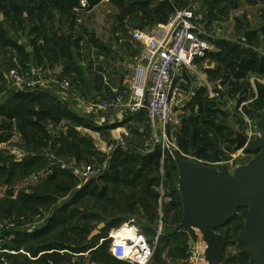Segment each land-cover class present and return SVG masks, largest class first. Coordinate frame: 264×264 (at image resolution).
<instances>
[{
	"label": "trees",
	"instance_id": "trees-1",
	"mask_svg": "<svg viewBox=\"0 0 264 264\" xmlns=\"http://www.w3.org/2000/svg\"><path fill=\"white\" fill-rule=\"evenodd\" d=\"M195 1L0 0V19L3 16L5 21V23L0 21V48L13 49L22 59L32 55L36 68L43 70L51 66L55 71V68L64 66V71L57 75L58 78H62L68 72L74 75L79 83H83V75L75 64L74 51L80 53L85 47L102 54L110 53L109 46L103 43L95 32H90L80 23L83 15L92 12L103 2H108L117 10L113 16L112 28L118 35L120 31L127 33L129 28H134V22L136 23L134 29L138 27L145 31L159 25H167L176 9L189 7ZM205 1L221 4L229 0ZM5 24L13 34L28 36L32 53H27V48L9 37ZM263 32L264 28L260 31H248L236 41L222 36L217 37L215 34L216 38L211 41L216 51H210L205 59L197 60L196 64L208 62L209 65H214L207 68L205 73L208 81L215 87L212 90L213 97L206 87L200 86L194 90L193 100L188 106L191 113L183 116L175 134L176 145L183 155L191 156L209 165L222 161V154L226 153L222 152V145H235L236 151L241 150L237 146L233 130L224 123V120H229V114L224 109V99L226 97L232 100L237 113L244 106L251 118L260 117L264 110V85L259 82L264 80V57L254 49L264 47ZM252 77L258 79L255 87L251 84ZM99 78L103 80L104 77ZM90 93L91 91L88 90V94ZM142 113L146 118L145 112L140 114ZM64 124H68L67 134H61L54 139L49 128H59ZM76 127L102 132L101 128L94 127L86 119L74 114L66 103L54 97L49 91L12 89L8 92V99L0 104V163L2 164L0 178H4L5 184L10 185L19 170L28 178H31L35 170H40L44 177L39 185L30 187L33 188L31 192H28L30 188L27 187L15 200L13 199L15 191L10 189L7 193L8 197L0 202V209H7L0 214V218L6 220L8 223L6 228H9L1 231L0 254L9 264H71L75 255L87 252L94 254V251L102 246L101 240L108 236L105 234L108 231L104 230L107 227L117 228L120 224L118 222L106 224L99 236L89 240L91 233L98 227H93L91 223L98 221L97 225H100L104 220L96 216H83L80 209L73 210V208L87 198L104 201L109 193L110 184L124 183L130 187L131 182L135 184L146 178L148 186L154 185V175L159 171L160 160L143 162L137 157L130 158L124 148L120 147L115 150L105 176L99 177L98 180L95 178L88 180L74 194L71 202L60 204L70 191L79 187L78 177L67 170L64 171L56 164H51L47 155L57 143H61V151L72 156L73 161L78 165L85 155L81 149L85 137L82 132L76 131ZM13 140L21 143L22 154H29V158L20 161L11 150L2 148ZM41 150L47 152H40ZM244 153L253 155L247 150H244ZM140 163L141 167H139ZM170 166L174 173L168 174L171 183L169 195L178 196L177 202H172V206H176L182 212L175 184L176 168L171 163ZM119 168H124V173L116 172ZM61 177L66 179L59 183ZM122 178L123 182H120ZM114 180L117 182L114 183ZM101 182L106 183L107 186H101ZM54 183L55 186H51ZM49 188L51 190H48ZM25 210H32L36 215L34 218L46 219L45 224L34 231H20L19 228L23 226L21 220L26 218ZM14 212H17V215ZM54 233L56 237L54 236L55 240L52 241L50 238ZM171 235L175 234L172 232ZM240 249L243 260L254 264L244 250L242 240ZM12 252H16L17 255ZM21 255H24L23 260ZM110 257L115 260L111 255Z\"/></svg>",
	"mask_w": 264,
	"mask_h": 264
},
{
	"label": "rangeland",
	"instance_id": "rangeland-1",
	"mask_svg": "<svg viewBox=\"0 0 264 264\" xmlns=\"http://www.w3.org/2000/svg\"><path fill=\"white\" fill-rule=\"evenodd\" d=\"M196 1L200 4L196 8V13L200 16L202 24L207 27L208 33L212 35L220 32L225 38L236 41L240 36H243L245 32L254 30L260 31L264 28V0H229L221 4H213L205 0ZM116 13L117 10L113 6L104 2L95 11L83 15L80 20V23L88 28L90 32H95L97 34L101 28L98 21L104 18L102 34L99 37L102 42L110 48L109 54H102L96 50L87 49L85 47L82 48L80 53L74 51L75 64L83 75L84 82L79 83L77 78L74 75L68 74V72L62 77V79L71 83L73 92L78 99L81 97L85 99L84 101L87 102L86 107H89L91 103L97 100L104 99V96L107 95L105 94L107 91L105 81L107 80L111 87L114 83L113 80L112 83L109 82L108 74L114 76L115 74L125 72L127 69L134 72L137 55L140 54L142 49V44H138V41L134 38V33L145 29H138V27L134 29L136 26L134 22V28H129L127 33L120 31L117 35L112 28L114 24L113 16ZM1 22L5 23L4 19L1 20ZM5 29L11 39L23 47L29 48L27 35L19 36L13 34L6 24ZM146 30H152V28ZM261 47L264 48L263 46ZM30 53H32V51ZM121 63L124 64V66L120 65ZM208 66V63H204L200 65V70L201 68L206 69ZM12 68H18L22 73L30 72L34 74L36 72L35 59L32 55L27 59H22L15 50L0 48V104L7 99L8 92L13 89L12 82L7 77V71ZM51 75H55L51 66L42 71V78L44 80H47ZM101 76L107 78L105 81L103 78L104 84L102 78H99ZM257 81L258 79L255 77L251 78V84L254 87ZM259 82L262 86L264 85V80H260ZM88 90H91L96 97L88 94ZM193 94L194 91L189 92L188 97L183 100V104L175 107L173 123L170 128L171 139H175V134L180 127L183 116H187L191 113L188 106L193 100ZM224 100V109L229 114V120H224V123L231 129L232 126L236 127L248 136V124L246 119L251 121L252 127H255L258 118H251L244 106H242L237 113L232 100L226 97ZM79 113L83 114L81 111ZM134 119L133 124L130 125L124 133H118L113 139L102 134H92L91 130L76 127V131L82 132L81 134L85 137L81 145V149L85 155L78 165H76V161H73L72 156L67 155V152L61 151V143H57L56 147L52 148L49 155H47L48 158H46L50 160L51 164H56L64 171L67 170L77 176L79 182V187L70 191L67 196L61 200L60 204L64 205L65 203L71 202L74 194L79 190L81 185L86 183L85 179L90 177V175H88V177L84 176V174L88 173L89 169H91L92 172H96L100 169L101 173L98 177H95L97 180L99 177L105 176V173H108L114 152L117 148H124L130 158H135L137 155L147 152L149 148V128L147 120L144 113L136 116ZM67 125L68 124H64L59 128L50 127L49 130L53 138L56 139L61 136V134H67ZM255 137L256 135H252L251 139ZM2 148L7 149V151L11 150L20 161L29 158V154H22L23 147L18 140H13L10 144L2 146ZM221 149L222 152L226 153L222 154V161L217 163H227L231 170L247 164L254 157V154H246L242 149L236 151L235 145H222ZM104 151L106 152L105 154L103 153ZM40 152L47 151L41 150ZM0 166H2L1 163ZM141 166L140 163L139 167ZM116 172L124 173V168H119ZM33 173L31 178H28L23 176L19 170L18 175L10 185H6L4 178H0V202L3 201V198L8 197L7 193L10 189L15 191L13 199L16 200L22 190L27 189V187L30 188L39 185L44 178L42 177V171L35 170ZM170 173H174L170 163L167 160H161L159 171H156L154 175V185L152 187L148 186L146 178L135 184L131 182V185H129L130 187L124 183L110 184L108 185L109 193L104 201L87 198L83 203L75 206L73 210L80 209L83 216L90 215L100 217L104 220L102 223L107 225L118 222V224H120L119 227L109 229L107 227V230H104L105 232L108 231L105 233L107 235L110 231L118 229L125 224L140 227L145 232L148 239L156 246L152 264L162 262L168 264H207L204 256L206 245L201 239L196 245H193L188 235L182 233L171 235L173 228L182 220V212L176 206H172V202H177L178 196L169 195L171 183L168 179V174ZM65 179L66 178L61 177L58 182L60 183L61 180L65 181ZM122 180L123 178L120 179V182H123ZM113 182L115 183L117 181L114 180ZM51 186H55V183ZM101 186H107V184L101 182ZM31 190H33V188H30L28 192H31ZM48 190L51 189L49 188ZM6 210V208H1L0 214L6 212ZM170 210L172 211L170 212ZM20 211L22 212V210ZM24 213L26 214V218L21 220L23 226L19 228L20 231H34L45 224L46 219L43 220L42 217L34 218L36 215L32 210H25ZM14 214L17 215V212H14ZM246 218L247 211L241 210L237 214L234 222L219 229L218 233L223 235L227 240L223 264H250L243 260V253L240 249L242 230ZM7 224L6 220L0 218V234L2 230L9 229L6 228ZM91 224L93 227L98 226V221H94ZM54 236L55 233L51 235L50 239L52 241L55 240ZM105 242L106 241L94 251V254L87 252L73 256L71 264H125L124 262H117L110 257L108 242ZM96 245L97 243H95V246ZM187 245H189V247H187ZM21 253L26 255L24 251H21ZM23 257L24 255H21V259ZM0 264H9L8 260L5 259L2 254H0Z\"/></svg>",
	"mask_w": 264,
	"mask_h": 264
},
{
	"label": "built area",
	"instance_id": "built-area-1",
	"mask_svg": "<svg viewBox=\"0 0 264 264\" xmlns=\"http://www.w3.org/2000/svg\"><path fill=\"white\" fill-rule=\"evenodd\" d=\"M134 38L142 44V49L134 67L129 90H114L106 81L107 95L104 99L91 103V106L102 110L125 107L130 115L144 111L149 128L148 151L156 145L179 151L175 139L170 137L175 107L182 105L189 92L194 90L195 81L208 88L213 96V85L196 63L197 60L205 59L208 52L213 51L211 39L216 37L208 33L207 27L202 24L196 9L191 5L176 9L167 25H159L149 31H136ZM254 50L264 57V48ZM7 77L15 90L35 91L42 85H50L64 92L69 98H77L69 81L58 78L57 75H51L44 80L42 70L39 69L32 74L12 68L7 72ZM80 99L87 103L85 99ZM246 120L247 137L251 139L252 135H256L255 127H252L250 120ZM185 157L196 160L191 156ZM224 164L227 163H213L209 166L221 167ZM100 173V169L96 172L89 169L84 176L90 177L85 180L98 177ZM104 241L109 242V249L115 247L117 252L125 257L118 259L109 251L117 261L127 264L153 262L156 246L138 226L125 224L110 231L101 243Z\"/></svg>",
	"mask_w": 264,
	"mask_h": 264
},
{
	"label": "water",
	"instance_id": "water-1",
	"mask_svg": "<svg viewBox=\"0 0 264 264\" xmlns=\"http://www.w3.org/2000/svg\"><path fill=\"white\" fill-rule=\"evenodd\" d=\"M3 19L1 16L0 21ZM98 24L101 28L97 35L101 36L104 18ZM31 51V47L27 48V53ZM60 72L58 67L56 75ZM232 130L237 146L254 154L247 164L233 170L228 164L219 168L188 159L178 150L161 145L136 157L143 162L167 160L176 168L175 184L183 218L173 228V233L187 234L193 245L201 239L206 245L204 256L207 264H223L227 240L218 231L228 226L239 210L247 211L242 230L244 250L254 264H264V110L255 123L254 139H248L234 126ZM105 227V223L98 225L89 240L99 236Z\"/></svg>",
	"mask_w": 264,
	"mask_h": 264
},
{
	"label": "crops",
	"instance_id": "crops-1",
	"mask_svg": "<svg viewBox=\"0 0 264 264\" xmlns=\"http://www.w3.org/2000/svg\"><path fill=\"white\" fill-rule=\"evenodd\" d=\"M105 3H108V2H105ZM198 5H200V4L197 1H195L193 3V6H194L195 9L197 8ZM98 7H96L93 11H95ZM198 17L200 18V16H198ZM220 35L222 37H224V35L222 33H220V32L217 33V37H219ZM239 39H241V36L239 37ZM138 44L140 45V42H138ZM139 55L140 54L137 55V59H138ZM137 59H136V62H137ZM204 63H208V62H204ZM204 63H200V64H197V65H199V68H200V65H202ZM120 65L124 66V64H122V63ZM134 67H135V65H134ZM209 67H214V65L213 64L209 65L207 68H209ZM57 68H55V71H54L55 75H56ZM60 68H61V72H60V74H61L64 71V66H62V67L60 66ZM35 69L36 70L39 69V70L43 71V69L36 68V66H35ZM206 69H202L201 68V70L203 71L204 75L207 78V75L205 73ZM133 73H134L133 71H129L127 69V70H125V72H121L120 74H115L114 76L110 75V77L108 76V78L110 80L109 82L112 83V80L114 82L113 85H112V88H114V90H120V89H125L126 91L129 90L131 82H132V79H133ZM103 77H104V81H105L107 78L105 76H103ZM104 81L102 80L103 84L107 80L105 82ZM197 83H199V82L195 81V85L193 87L194 90H195V88H198V87L201 86L199 84V86L197 87L196 86ZM202 87H204V86H202ZM214 87L215 86L213 85V88ZM39 90H41V91H49L50 94H52L54 97L58 98L59 100H62L64 103H66L74 114L86 119L94 127L102 129V132H94V131H92V134H95V135L102 134V135L109 136L112 139L115 138L118 135V133H124L128 129V127L133 124V122L135 120L134 118L136 116L140 115V113H141L140 112V113H137L135 115H130V114L127 113V109L125 107H119L116 110H102V109H100V108H98L96 106H91V105H89V107H86V104H84L81 99L69 98L64 93L60 92L59 90H57L56 88H53L50 85H42V86H40ZM89 91H91V90H89ZM84 94H85V92H84ZM90 94L93 96V92L92 91H91ZM193 96H194V94H193ZM81 98H83V97H81ZM7 99H8V96H7ZM4 102H2L1 104H3ZM96 102H98V100L95 101L94 103H96ZM126 103H127V101L125 102V104ZM80 111L83 114H80L79 113ZM109 149H111V148H109ZM148 149H147V151H148ZM103 153L105 154L106 152L104 151ZM85 182L87 183L88 180H85ZM100 244H102V243L100 242ZM12 254L15 255L17 253L16 252H12ZM32 260H34V259H32Z\"/></svg>",
	"mask_w": 264,
	"mask_h": 264
},
{
	"label": "clouds",
	"instance_id": "clouds-1",
	"mask_svg": "<svg viewBox=\"0 0 264 264\" xmlns=\"http://www.w3.org/2000/svg\"><path fill=\"white\" fill-rule=\"evenodd\" d=\"M109 251L112 253V255L116 256L118 259H124L125 258L122 254L117 252L115 247L110 248ZM141 264H143V262H141Z\"/></svg>",
	"mask_w": 264,
	"mask_h": 264
}]
</instances>
